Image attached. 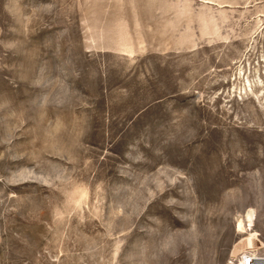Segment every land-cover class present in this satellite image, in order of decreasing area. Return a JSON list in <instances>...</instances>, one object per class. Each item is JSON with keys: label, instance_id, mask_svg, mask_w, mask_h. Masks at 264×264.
Segmentation results:
<instances>
[{"label": "rangeland", "instance_id": "obj_1", "mask_svg": "<svg viewBox=\"0 0 264 264\" xmlns=\"http://www.w3.org/2000/svg\"><path fill=\"white\" fill-rule=\"evenodd\" d=\"M251 250L264 0H0V264Z\"/></svg>", "mask_w": 264, "mask_h": 264}, {"label": "built area", "instance_id": "obj_2", "mask_svg": "<svg viewBox=\"0 0 264 264\" xmlns=\"http://www.w3.org/2000/svg\"><path fill=\"white\" fill-rule=\"evenodd\" d=\"M227 264H264V255L256 250L246 251L238 257L231 258Z\"/></svg>", "mask_w": 264, "mask_h": 264}, {"label": "bare ground", "instance_id": "obj_3", "mask_svg": "<svg viewBox=\"0 0 264 264\" xmlns=\"http://www.w3.org/2000/svg\"><path fill=\"white\" fill-rule=\"evenodd\" d=\"M255 213H254V211H252V210H249L247 213H246V221H248L249 222V224H253V222H254V220H255ZM241 232H243V233H245L246 231H245V226H241ZM252 238V237H251ZM255 238V237H254ZM249 239V238H248ZM248 239H246V242H247V247L248 248H252L253 246H250L249 244H248ZM252 241H253V239H252ZM253 243V242H252Z\"/></svg>", "mask_w": 264, "mask_h": 264}]
</instances>
